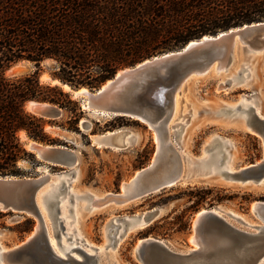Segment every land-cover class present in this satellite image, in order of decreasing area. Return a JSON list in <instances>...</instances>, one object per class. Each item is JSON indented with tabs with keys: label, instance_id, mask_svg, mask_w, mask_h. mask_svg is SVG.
I'll return each instance as SVG.
<instances>
[{
	"label": "water",
	"instance_id": "water-1",
	"mask_svg": "<svg viewBox=\"0 0 264 264\" xmlns=\"http://www.w3.org/2000/svg\"><path fill=\"white\" fill-rule=\"evenodd\" d=\"M261 49L264 50V20L220 31L215 35H204L189 41L180 49L154 55L121 68L97 88H71L65 84L74 96L80 97L81 102L85 103L84 107L82 105L85 111L136 119L156 132L158 149L152 163L138 170L128 183L123 184L122 193H107L105 198L122 204L165 190L179 182L183 171L176 152L173 151L172 163L168 169L160 164L169 147L168 132L176 91L192 75H203L211 68L228 66L237 52L252 54ZM235 79L238 84L244 83L241 77ZM58 84L64 85L61 82ZM81 88L84 90L79 91ZM225 88L223 83H219L216 91ZM240 98L245 100L236 105L226 102L206 111L215 108L219 115L239 117L245 112L244 129L264 140V118L255 111L248 96L241 95ZM26 108L42 118L53 119L60 115V108L44 101L29 100ZM115 134L96 137L95 141L110 146ZM125 135L126 133H122L117 136L121 146L126 145ZM29 141L27 149L35 155L37 162L64 168L77 163L74 151L65 146ZM228 146L226 138L213 136L204 147L206 157L192 163V171L199 169L218 177L226 184H264V155L257 162L230 170L225 152ZM54 176L57 181H49ZM45 183H48L47 187L42 190ZM69 187L70 177L66 172L48 174L46 177L0 175V211L17 212L35 219L33 229L19 244L0 253L10 264H99L101 253L93 245L90 246L93 253L81 247H73L71 251H77L79 257L68 252L63 257L51 248L50 235L57 239L56 244L63 247L58 240L61 233L66 234L64 218L60 214L62 207L67 205H62L61 201L66 196L67 201L70 200ZM39 205L47 213L52 233ZM251 212L261 220V224L249 225L250 228L247 229L231 222L228 218L245 224L232 211H223V206L203 208L193 217L191 230L187 235L188 244L174 247L165 239L144 237L133 248L134 264H264V201L256 200ZM158 214L159 211L154 209L138 216L123 217L122 221L129 228L132 222L141 219L144 226ZM116 223L118 219L112 224ZM126 231L124 229L123 232Z\"/></svg>",
	"mask_w": 264,
	"mask_h": 264
},
{
	"label": "rangeland",
	"instance_id": "rangeland-1",
	"mask_svg": "<svg viewBox=\"0 0 264 264\" xmlns=\"http://www.w3.org/2000/svg\"><path fill=\"white\" fill-rule=\"evenodd\" d=\"M53 71L54 64L51 60H44L39 66L30 61L19 60L5 70V75L14 77L37 72L42 84L54 85L58 83H54L56 80H53ZM241 74L245 75L244 83L238 84L234 78L240 77ZM219 83H223L226 88L216 91ZM58 85L70 95V101H65L64 108L56 105L60 108L58 117L43 118L44 130L56 140L52 145L65 146L74 151L77 164L75 167L64 168L45 162L33 164L28 159H22L18 162L20 175L17 176L38 177L46 171L50 174H69L70 200L67 201L66 196L61 201V204L66 202L67 205L62 209L64 214H60L64 218L66 232L61 233L58 239L62 245H71L73 242L75 247L84 250L90 248L87 243L94 244L95 247L107 245V256L104 261L100 257L99 264H134L133 248L144 237L165 239L174 247L188 244L187 235L190 233L193 217L203 208L214 209L223 206L225 211H232L244 219L245 224L227 217L242 228L249 229V225L261 224V220L251 212V208L256 200L264 201V187L250 188L236 184L180 180L165 190L122 204L108 201L109 199L105 198L107 193H122V185L128 183L138 170L152 163L158 149L156 132L146 123L129 117L89 114L82 108L80 97L65 90L61 84ZM241 95L251 98L255 111L259 110L264 116V50L256 54L237 52L228 66L211 68L203 75H192L180 86L174 96V112L168 132L169 147L161 160V166L166 167L167 162L171 164L174 151L180 158L184 171L185 153L192 157L198 156L215 135L229 140L225 152L227 160L234 168L259 161L264 155V140L254 132L239 127L236 122L240 119L239 116L217 117L215 108L206 111L226 102L236 105L245 100L240 98ZM232 118L236 120L233 121ZM114 131L117 133L112 145H96L95 136ZM127 132L133 134L135 139L125 146L119 145L117 136ZM22 138L28 145L31 139L24 137V134ZM195 188L210 189L211 193L203 204L193 210L187 198L190 190ZM102 196V206L93 203L94 198ZM154 209H157L159 214L147 225L129 229L122 221L123 217L138 216ZM45 214L46 224L52 233L46 211ZM177 217L179 218L176 219ZM26 219L32 220V227L29 231H21ZM116 219L118 223L113 225ZM75 222L81 230V237L77 236L75 228L70 232ZM34 225L35 219L31 216L0 211V250L2 247L10 248L19 244ZM180 225L184 226L185 230L178 232L176 229ZM124 229L127 230L125 233ZM52 238L56 244L57 239ZM56 246L59 250L64 247L59 244ZM91 250L94 251L92 248ZM72 253L78 254L77 251Z\"/></svg>",
	"mask_w": 264,
	"mask_h": 264
},
{
	"label": "trees",
	"instance_id": "trees-1",
	"mask_svg": "<svg viewBox=\"0 0 264 264\" xmlns=\"http://www.w3.org/2000/svg\"><path fill=\"white\" fill-rule=\"evenodd\" d=\"M261 20L264 0H0V175H20L22 159L38 163L21 134L43 144L56 141L26 102L64 108L70 101L58 84H42L37 72L6 76L12 63L51 60L54 79L71 88H97L121 68ZM210 193L191 189L190 207L197 209ZM32 224L26 219L21 231Z\"/></svg>",
	"mask_w": 264,
	"mask_h": 264
},
{
	"label": "bare ground",
	"instance_id": "bare-ground-1",
	"mask_svg": "<svg viewBox=\"0 0 264 264\" xmlns=\"http://www.w3.org/2000/svg\"><path fill=\"white\" fill-rule=\"evenodd\" d=\"M261 51H263V49H261ZM257 52H260V50H256V51H253V53L252 54H256ZM220 68H223V66H221ZM241 79H242V81H244V79H245V75H242L241 74ZM235 79V78H234ZM54 83H59L57 80L56 81H54ZM61 86L65 89V90H69V87L67 86V85H62L61 84ZM84 89L83 88H81L79 91H83ZM161 91V90H160ZM77 95V94H76ZM245 98V97H244ZM253 98V97H252ZM250 99L251 98H249L248 97V100L250 101ZM236 104V103H235ZM82 105H83V107L85 106V103L84 102H82ZM259 107V106H258ZM260 109V108H259ZM257 113L260 115V117H263L264 118V116L260 113V111L258 110L257 111ZM89 114H92V115H99V116H110V117H113L112 115H108V114H106V113H100V112H89ZM244 114H245V112L240 116V119L239 120H236L235 118H232L233 119V121H235L236 120V122H237V125L239 126V127H242V128H244V126H245V116H244ZM215 115L217 116V117H219L220 115L216 112L215 113ZM222 116V115H221ZM120 131V130H119ZM118 131V132H119ZM113 133H117V131L115 132H107V133H105V134H103V135H100V136H106V135H110V134H113ZM156 135V134H155ZM21 136H23V134H21ZM100 136H95V137H100ZM156 137V136H155ZM125 143H126V145L128 144V142L129 141H133L134 139H135V136L133 135V134H131V133H129V132H127L126 133V135H125ZM226 140H228V139H226ZM228 142H229V140H228ZM95 143H96V145L98 144V145H101V144H99V143H97L96 141H95ZM94 144V143H93ZM97 145V146H98ZM26 147L28 148V145H26ZM101 147V146H100ZM206 157V154H205V152L204 151H202V153L201 154H199L198 156H190V155H187V153H185V160H186V166H185V170L183 171V174H182V178H181V181H183V182H187V181H189V180H197V181H199V180H205V182H207V183H224L221 179H219L218 177H216V176H214V175H212V174H206V173H204V172H202L201 170H199V169H197V170H195V171H192V169H191V167H192V163H195L196 161H198V160H202V159H204ZM169 159V158H168ZM172 163V162H171ZM77 164V163H76ZM76 164L74 165V167L76 166ZM171 165V164H170ZM169 164H168V162H167V164H166V167H165V169H168V167L170 166ZM228 166L230 167V170H233L234 169V167L231 165V163H230V161H228ZM48 174H50L49 172H45V174L44 175H41L42 177H46ZM57 181V179H56V176H54V177H52L49 181ZM47 184L48 183H45L44 184V186H43V188H42V190H44V189H46V187H47ZM126 184V183H125ZM226 184V183H225ZM248 187H250V188H259V187H264V184H260L259 186H255V185H253V186H248ZM105 196V195H104ZM104 196H102V197H98L97 199H95L94 198V200H93V203H95V204H97L98 206H102L103 205V198H104ZM66 203V202H65ZM64 203V204H65ZM62 205H63V203H62ZM39 207H40V211H41V213H42V215L44 216V218H46V214H45V209H44V207L43 206H41V205H39ZM65 207L66 206H63L62 207V209H65ZM67 209V208H66ZM223 211H225L224 209H223ZM66 213V212H65ZM62 214H64V211L62 212ZM235 214V213H234ZM236 215V214H235ZM65 216V215H64ZM238 216V215H237ZM240 217V216H239ZM133 218V217H132ZM240 218H242V217H240ZM243 219V218H242ZM244 220V219H243ZM142 224H143V220H136V221H134V222H132L130 225H129V229H133V228H136V227H139V226H142ZM76 229L77 230V236L78 237H81V230L79 229V226H78V224L75 222V224L73 225V227H71L70 228V232L73 230V229ZM50 231V230H49ZM51 233V232H50ZM50 243H51V248H52V250L55 252V253H57V254H59L60 256H65V253L66 252H68L69 254H71V255H73L74 257H79L77 254H73L72 252L73 251H71V249L73 248V247H75V245L73 244V242H71L72 244L70 245V244H63V248H62V250H59L58 249V247L56 246V244H55V241L53 240V238H52V236L50 235ZM87 245L88 246H91L89 243H87ZM94 245V244H93ZM14 246V245H13ZM97 247H98V250H99V252L101 253V257H102V261H104V257H106L107 256V252H108V247H107V245H105V246H103V244L102 245H96ZM12 247V246H11ZM104 247V248H103ZM9 248H5V247H2L1 248V250H0V253L2 252V251H7ZM86 251L87 252H89V253H93L92 252V250H91V248H89V250H87L86 249ZM5 264V263H10V262H8L7 260H6V258H5V256L4 255H2V254H0V264Z\"/></svg>",
	"mask_w": 264,
	"mask_h": 264
}]
</instances>
